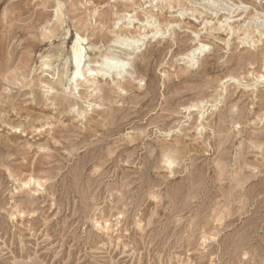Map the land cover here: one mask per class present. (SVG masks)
I'll return each mask as SVG.
<instances>
[{
	"label": "rangeland",
	"instance_id": "1",
	"mask_svg": "<svg viewBox=\"0 0 264 264\" xmlns=\"http://www.w3.org/2000/svg\"><path fill=\"white\" fill-rule=\"evenodd\" d=\"M0 264H264V0H0Z\"/></svg>",
	"mask_w": 264,
	"mask_h": 264
},
{
	"label": "bare ground",
	"instance_id": "2",
	"mask_svg": "<svg viewBox=\"0 0 264 264\" xmlns=\"http://www.w3.org/2000/svg\"><path fill=\"white\" fill-rule=\"evenodd\" d=\"M79 36V35H78ZM79 39L76 40L74 42V44L72 45L70 52H69V56H68V62L70 64L71 69L74 70V73L71 76V84L75 85L76 87L79 86V83L82 82V78L87 79V74H90L93 72L92 69H89L88 66L86 67V63L85 62V56H84V50L85 48L82 46L81 44V38L80 36L78 37ZM83 39V38H82ZM54 49V48H53ZM48 50V49H47ZM55 50V49H54ZM67 59V58H66ZM107 59V58H105ZM91 60V59H90ZM107 60H110V58H108ZM116 60V61H115ZM112 61V59H111ZM120 62H124L122 59H120V61H118L117 59L113 58V62H107L105 65V68H102L100 70V73L102 74L103 71V75H109L112 73H117V72H123L124 70H126V66L127 64H121ZM68 67V66H67ZM66 67V68H67ZM57 68V67H56ZM64 68V67H63ZM64 71V69H63ZM59 73V71H58ZM61 74V72H60ZM59 74V75H60ZM62 76V75H60ZM65 76V75H64ZM67 76V75H66ZM93 76V75H92ZM68 77V76H67ZM89 77V76H88ZM60 78V77H59ZM58 78V79H59ZM62 78V77H61ZM64 79V78H63ZM60 80V79H59ZM62 80V79H61ZM61 82V81H59ZM61 84V83H60ZM63 85V83H62ZM61 86V85H60ZM75 90V89H74ZM63 98V97H62Z\"/></svg>",
	"mask_w": 264,
	"mask_h": 264
}]
</instances>
